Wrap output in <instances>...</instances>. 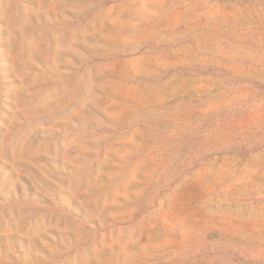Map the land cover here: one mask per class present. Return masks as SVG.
<instances>
[{"label": "rangeland", "instance_id": "obj_1", "mask_svg": "<svg viewBox=\"0 0 264 264\" xmlns=\"http://www.w3.org/2000/svg\"><path fill=\"white\" fill-rule=\"evenodd\" d=\"M0 264H264V0H0Z\"/></svg>", "mask_w": 264, "mask_h": 264}]
</instances>
